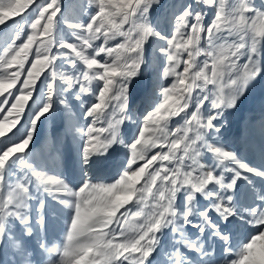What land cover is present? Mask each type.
Returning <instances> with one entry per match:
<instances>
[{
	"label": "snow or ice",
	"instance_id": "snow-or-ice-1",
	"mask_svg": "<svg viewBox=\"0 0 264 264\" xmlns=\"http://www.w3.org/2000/svg\"><path fill=\"white\" fill-rule=\"evenodd\" d=\"M59 2L60 0H45V3L38 7L36 18L30 24L31 31L25 39L20 40L18 31L17 39L20 43L9 45L0 54V94L8 93L15 100L10 108L0 110V115L7 111L11 117L8 126L0 121V137L4 136L5 127L11 132L12 127L19 123V117L24 112L25 104L32 97L33 86L36 85L41 73L45 68L55 67L53 62L57 55L53 50V30L60 11ZM159 2L160 0H89V3L96 5L97 11L86 25L74 26L83 32L77 36L80 43L55 41L59 48L70 50L71 56L82 61L86 65V70L76 77L58 70L51 72L53 80L59 77L69 88L79 83L81 92H88V86L93 81L103 82L98 93V102L93 104L87 113L97 121L100 114L112 104L113 119L108 122L107 128L90 126L84 133L86 142L83 154L84 162L87 163L91 154L107 151L109 146L117 141L119 126L124 119H128L127 84L130 78L138 74L141 64L144 63L143 45L149 37H156L164 42L160 51L167 62L154 81L155 89H162L163 100L143 120L139 139L131 144V158L128 161L130 166L123 173L131 172L136 177L145 173L151 176L153 187L146 192L144 207H148L150 199L155 203L148 212L137 211L140 212L139 216L128 213L131 220L124 215L122 218L118 217L116 212L118 220H123L120 236L117 237L116 229L111 227L114 221L110 226L98 224L96 221L98 217H105L112 212L108 197L114 190L119 191L122 186H126L124 180L110 185L85 182L78 192L72 193L74 200L70 206L74 208L75 214L70 230L66 234L67 243L62 246L41 243L43 251L33 256L31 253H25L19 242L13 241L12 246L20 250L22 257L20 264H124L125 261L128 264H152L150 253L158 244L156 233L168 225H172L174 232L180 233V243L189 249H195V252L189 254L196 256L199 264H217L213 254L199 239L190 241L185 235L183 223H191L190 215L200 219L201 231L208 228L212 235L230 246L229 236L223 234L222 230L211 227L217 221L212 220L211 225L209 224L211 214L197 211L196 196L199 193L211 197L216 191V185H219L226 195L228 189L233 187L232 183L225 182V176L213 174L216 168L229 171L228 164L231 162L239 169L253 171L229 151L208 143L205 137L209 130L218 131L215 121L222 115L224 109L235 106L236 100L243 94L249 82L261 71L258 58L264 40V11L254 8L253 0H235V3L232 0H191L178 15L174 16L173 30L169 37L162 36L156 31L149 20V10L153 4ZM37 5L38 0H0V13H6L0 16V25L14 16L22 18L21 13H26ZM204 8L215 9V16L207 23ZM18 28L22 30V26L18 25ZM117 36L123 37V42L115 47H108V42ZM101 38L104 45H96L94 42ZM33 45H36L34 50ZM89 49H92L91 53ZM101 53L104 54V57H101L104 59L103 63L97 59ZM30 54L33 56L32 60L28 59ZM199 57L204 59L200 60ZM241 57L247 59V63H243ZM107 58H112L111 62ZM26 63L28 67H25ZM169 78L174 79L170 86H164L163 81ZM18 82L22 87H17ZM209 85L213 86L210 92L206 91ZM11 88H16V92L20 94L9 92ZM196 90L203 94L194 98ZM53 92V85L49 84L50 98ZM205 101H210L211 108L217 110L216 114L203 115L202 107ZM190 102L196 105L195 110L191 112L186 111ZM6 103H8L6 99L0 100V104ZM50 108L51 104H44L42 110L33 113L30 119L31 130L24 132L20 142L10 141L9 144H3L0 141V173L6 162L25 151L36 122ZM181 113L184 115L183 125L175 131H167L169 118ZM103 133L108 135L101 140ZM189 133L193 135L190 136ZM141 145L149 147L142 158H138ZM164 148H167V151H162ZM152 149L160 151L149 155ZM204 151L213 154L215 167L201 163ZM138 161L143 163L138 164ZM172 161L178 166L174 168L164 166L165 162ZM21 168L26 169L25 181L12 185L10 191H0V238L5 241L8 240L6 224L10 220H19L27 227L28 218L24 209L28 206L29 189L26 184L30 179L29 172L39 184L46 187V190L50 191L48 186L56 185L57 191L65 189L71 192L61 180L36 171L23 160ZM185 168L190 170L185 171ZM2 181L3 176L0 174V182ZM164 181L167 182L169 194L156 201L152 198V192L159 189ZM172 185H175L174 189ZM182 188L187 196V203L178 216L174 202L176 193ZM218 199L220 203L212 201L215 212L219 213L221 218H230L233 215V205L220 196ZM237 214H240L239 211ZM142 216L143 223L138 224L137 221ZM249 218L264 220V204L249 207L245 219ZM177 220L181 221L179 226L175 223ZM261 227H264V224ZM28 231L30 233L31 229ZM255 231L259 232L260 228H256ZM207 234L206 232L205 235ZM248 254L249 250L245 244L236 252L238 259L231 261V264H243ZM201 257L203 259H200ZM169 259L172 264H188L184 259V253L179 250L172 252ZM223 264H229L228 258H224Z\"/></svg>",
	"mask_w": 264,
	"mask_h": 264
},
{
	"label": "rangeland",
	"instance_id": "rangeland-1",
	"mask_svg": "<svg viewBox=\"0 0 264 264\" xmlns=\"http://www.w3.org/2000/svg\"><path fill=\"white\" fill-rule=\"evenodd\" d=\"M191 2V0H160L159 3L153 4L149 10V20L156 31L162 36H169L172 27V20L178 15L183 7ZM235 3V0H232ZM45 0H38L36 8H32L26 13H21V17H11L6 20L5 24L0 25V54L9 45L19 44L20 40L25 39L26 35L31 31L30 24L37 15V9L42 6ZM254 8L264 11V0H253ZM60 11L56 17V24L53 30V50L57 55L54 60V66L45 68L37 80L36 85L32 89V97L24 106V112L19 117V123L12 127L11 132L5 127L4 136L0 137L3 144L12 142H20V137L26 130H31L30 119L33 113L42 110L44 104H51L50 110L41 117L35 125V130L31 140L23 153L16 154L15 159L6 162L3 169V181L0 182V191H10L11 186L17 182L25 181L26 169L21 168L23 160L31 165L36 171L45 175L53 176L61 180L67 189L57 191L56 185L48 186L51 190H46L44 185L39 184L35 177L29 172L26 186L29 189V198L27 200V208L24 212L28 218L27 227L21 224L19 220H10L6 224V232L8 240L0 238V264H20V250L12 246V242L16 241L21 244L25 253H31L33 256L38 255L43 249L41 243L62 246L67 243L66 234L70 230L71 221L74 218V208L70 205L73 203L74 197L72 193L78 192L85 182L92 184L110 185L116 183L124 173V170L130 165L128 161L131 158V144L139 139V130L143 127V120L148 113L155 110V107L162 102V89H155L154 81L163 66L166 64V57L160 51L164 42L156 37H149L142 48L144 63L135 77L129 79L127 84L128 107L126 115L128 119H124L119 126V135L117 141L111 144L107 151H99L93 153L92 160L84 162L83 149L86 142L84 133L90 126L97 128H107L108 122L113 119L112 104L100 114L99 121L87 113L91 106L98 102V93L103 86L102 81H93L89 84L88 92L80 91V84L77 83L72 88L57 77L53 80L52 71L64 72L72 77L79 76L86 70V65L76 60L69 54L70 50L61 49L55 41L61 43L79 44L78 35H82L81 29L74 27L75 25H86L96 13V5L89 3V0H60ZM206 12V23L210 22L215 16V9L204 8ZM6 13H0V16ZM22 26V30L18 28ZM19 31L20 40L17 39ZM44 39V37H41ZM123 37L117 36L108 42V47H115L123 42ZM96 45L103 46L104 40L101 38L94 42ZM36 45H33V50ZM90 53L92 49L88 50ZM64 53V55H61ZM104 54L101 53L97 57L101 63L104 62ZM29 60L33 59L30 54ZM111 62L112 58H107ZM198 59L203 60L204 57ZM261 63L260 73L252 79L245 88L242 95L235 102V106L226 108L223 113L215 121L216 130H209L205 139L208 143L215 144L232 153L240 162L253 169L248 172L245 169H239L231 162L228 164L229 171H221L216 168L213 173H219L226 177V183H232L233 187L228 189L227 194L219 185H216V191L211 197H205L197 194L195 207L198 212L210 213L209 224L212 220H216L212 228L222 230V233L230 238V246L220 240L219 237L212 235L208 228L204 231L200 229V219L193 215L189 216L191 223H183V231L190 241L199 239L206 248L213 254L217 264H223L224 258L231 261L238 259L236 252L240 247L250 243L253 236H259L256 228L247 223V210L249 207H259L264 204V40L261 43V55L258 58ZM243 63H247V59L241 57ZM29 65L26 63L25 67ZM15 68V66H13ZM23 79V76L21 77ZM172 79L164 80V86H170ZM52 84L54 88L53 96H48V85ZM17 87H22L18 82ZM213 90V86L209 85L206 91ZM9 92L19 95L16 88L9 89ZM199 90L194 92L195 96L202 95ZM7 100L8 103L0 104V110L10 108L15 100L8 93L0 94V100ZM115 103V102H113ZM196 105L189 103L186 111H194ZM203 115H214L217 110L211 108L210 101H205L202 107ZM15 112L12 113V116ZM119 118V114H117ZM190 119V117H189ZM0 121L6 126L10 125L11 117L7 111L0 115ZM184 123V115L181 113L176 117H170L168 120L169 132L175 131ZM79 129V131H78ZM19 130V131H18ZM108 133L101 134V140ZM193 135V133H189ZM26 138V137H25ZM199 143V142H198ZM159 149H152L150 154H155ZM167 151V148L162 149ZM183 155V153H179ZM94 162L93 174L88 172V163ZM142 164L143 161H138ZM190 163V161H187ZM201 163L215 167L216 162L213 154L207 151L202 153ZM166 167L174 168L177 165L175 161L171 163L165 162ZM185 171L190 170L188 168ZM92 173V172H91ZM195 175V173H194ZM143 185V180L137 187ZM190 187V186H185ZM127 192V186H122L121 190L113 191L108 197L109 207H113L120 203ZM218 196L227 200V203L233 205V215L230 218H221L219 213L215 212L212 201L220 203ZM231 197V199H228ZM119 198V199H118ZM155 203L149 200L147 208L142 203L133 201L126 204L116 213L118 217H123L125 212L132 214L143 210L148 212ZM187 196L183 188L176 193L174 208L179 216L185 209ZM227 206V205H225ZM239 211L240 214H237ZM106 217V216H105ZM118 217H116L118 219ZM202 219V218H201ZM144 217H140L137 221L142 224ZM123 220L116 223L115 220L111 225L116 229L115 235L120 236V230ZM179 226L180 220L175 221ZM31 229L29 233L28 229ZM208 233L205 235V233ZM158 244L154 251L150 253L152 264H172L169 257L174 251L184 253V259L188 264H199L196 256L189 253L195 252V249H189L180 243V233L172 230V225L162 227L156 233ZM200 259H203L201 257ZM248 264H264V237L257 239L253 249L245 258ZM124 264H128L127 261Z\"/></svg>",
	"mask_w": 264,
	"mask_h": 264
},
{
	"label": "clouds",
	"instance_id": "clouds-1",
	"mask_svg": "<svg viewBox=\"0 0 264 264\" xmlns=\"http://www.w3.org/2000/svg\"><path fill=\"white\" fill-rule=\"evenodd\" d=\"M258 71V69H257ZM163 132V129H161V134ZM149 146L141 145L140 146V153L138 155V158H142L143 154L147 151V148ZM123 179L124 184L127 186V192L123 198V201L120 203H117L113 209L112 212H110L106 217H98L96 223L98 224H104L106 226H110L111 223L115 220L116 222H120L116 216L115 213L119 211L120 208L124 207L129 202L133 201L135 198L137 203H142L144 205L145 195L148 189L152 188V177L148 176L147 173L136 177L133 173H125L121 176L119 180ZM118 180V181H119ZM143 180L144 183L142 186L137 187V185L140 184V181ZM173 189L175 188V185L171 186ZM121 190V189H119ZM169 194L167 182L164 181L161 183L159 189H154L152 192V198L156 201H160L161 198L166 197ZM125 217H128V213L125 212L123 214ZM140 212L133 213V216H139ZM129 220H131V217H128ZM247 223L250 224L254 228H260L259 236H253L250 243L246 244V247L249 250V253L253 249L257 239L260 237H264V227H261L262 224H264V220H252L249 218L247 220ZM127 227V225H124ZM243 264H248V261L246 259L243 261Z\"/></svg>",
	"mask_w": 264,
	"mask_h": 264
},
{
	"label": "bare ground",
	"instance_id": "bare-ground-1",
	"mask_svg": "<svg viewBox=\"0 0 264 264\" xmlns=\"http://www.w3.org/2000/svg\"><path fill=\"white\" fill-rule=\"evenodd\" d=\"M92 156H93L92 154L89 156L88 161L93 159ZM92 165H94V162H91V165L89 163L87 165L89 167L88 170H87L88 172H90L89 174H93V171H92L93 170V166Z\"/></svg>",
	"mask_w": 264,
	"mask_h": 264
}]
</instances>
